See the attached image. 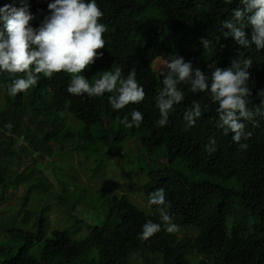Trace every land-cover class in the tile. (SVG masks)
Here are the masks:
<instances>
[{"label":"trees","instance_id":"trees-1","mask_svg":"<svg viewBox=\"0 0 264 264\" xmlns=\"http://www.w3.org/2000/svg\"><path fill=\"white\" fill-rule=\"evenodd\" d=\"M25 2L35 17L31 25L38 28L50 15L47 5L53 0ZM96 2L104 14L100 23L106 27L103 34L106 43L100 50L103 56L82 75L94 83L104 71L119 67L126 78L135 68L136 80L145 90L144 100L114 110L109 96L115 93L97 97L69 94L71 76L64 72L52 78L41 75L36 86L12 96L8 89L17 77L0 72V94L4 96L1 100L17 108L30 109L32 121L38 123L33 135L37 151L43 147L42 143L49 144L51 139L58 142L60 136L62 143L71 141L72 138L63 133L73 127L65 117L75 118L82 124L78 136L82 142L92 137V130L101 128L112 132L113 127L105 129L107 123L115 124L132 110L140 111L143 114L140 127H131L129 133L122 124L112 145L138 136L144 156L154 159L159 151H165L168 166L151 171L144 184V196L149 203L150 194L163 188L166 202L171 205L172 222L179 226V231L196 229L197 235L180 237L178 232L168 233L160 216L161 206L149 203L150 211L145 213L128 195H120L112 197L102 208L101 225L92 226L78 241H74L68 231H54L47 237L49 221L44 212L26 210L22 221L25 224L33 221L36 232L10 230L6 238L11 247L0 248V264H132L133 256L145 261L146 252L152 257V262L146 261L147 264H264V114L256 115L252 121H241L246 125L245 131L251 133L248 140L241 141L249 147L241 151L232 140L233 134L224 135L217 127L218 104L209 94L192 93L188 85L179 84L178 88L184 93L183 101L173 106L166 126L156 123L160 118L156 98L164 87V76L157 74L154 64L171 59L170 56L182 57L194 69L200 68L209 77V84L211 69L208 65L226 69L233 59L251 58L248 87L252 95L248 107L254 110L261 104L258 93L264 90V50L257 51L254 45L244 48L231 36L225 39L228 30L222 28L223 21L232 17V10L242 9L243 5L239 0H231V3L228 0ZM5 4L23 6L21 0H0V7ZM251 31L250 26L245 28L249 40ZM139 33L150 36L143 49L131 41ZM206 38L210 41L207 48L201 43ZM42 95L50 100L52 111L66 116L50 123L45 115L34 111L38 101L44 105ZM197 100L202 102V116L194 127L184 131V113ZM39 118L41 120L37 121ZM7 120L1 116L0 129L9 131ZM12 131L9 132L20 135L22 128L16 124ZM210 137L217 141L212 154L204 150ZM47 150L50 152V148ZM176 164L182 165L189 176L174 170ZM7 176L0 172V196L17 183L18 178L11 181ZM36 184L45 192L51 189L45 180ZM149 220L160 224L161 230L148 240H142L139 238L142 225ZM37 247L39 256L32 257L31 251ZM154 255H160L162 260ZM193 255L198 259L194 260Z\"/></svg>","mask_w":264,"mask_h":264},{"label":"clouds","instance_id":"clouds-1","mask_svg":"<svg viewBox=\"0 0 264 264\" xmlns=\"http://www.w3.org/2000/svg\"><path fill=\"white\" fill-rule=\"evenodd\" d=\"M231 3V0H228ZM23 6L17 8L12 4L0 7V72L13 75L8 89L15 96L27 92L38 83L41 75L52 78L57 73L70 74L71 80L67 88L69 94L89 97L103 96L105 93H115L109 96V103L114 110L125 108L129 104H139L145 98V90L136 80V70L133 68L123 77L119 67L112 71H104L101 78L90 83L82 73L90 68L96 59L103 56L100 51L105 48L103 34L106 31L100 23L103 12L96 0H53L47 7L50 15L46 16L38 28H33L31 22L35 19L25 0ZM243 8L233 9L230 19H225L222 28L227 29L224 38L231 36L237 44L244 48L254 45L257 51L264 50V0H239ZM251 27L250 40L245 28ZM205 48L210 41L202 39ZM165 58L159 75L164 76V87L156 98L159 110L158 126L164 127L169 121L170 111L175 104L183 101L184 93L179 84L189 86L192 93L207 92L214 103L218 104L219 120L217 127L224 135L232 133V140L239 145L241 151L249 145L241 143L248 140L251 133L245 131V123L252 121L256 115L264 114V90L258 93L261 104L250 110L249 97L252 95L248 87L251 58L233 59L228 68L222 69L216 64L208 65L211 69L209 77L200 68H193L190 62L182 57ZM201 101H193L192 107L184 113V131L195 126L202 116ZM207 105H204L206 108ZM129 115L131 120L129 121ZM143 114L132 110L120 121L131 128H139ZM10 128L11 125H8ZM216 139L209 138L204 150L212 154L216 151ZM149 203L161 206L160 216L168 233L179 231V226L172 222L169 214L170 203L166 202L165 190L159 188L150 194ZM161 230V225L151 220L142 225L140 239L148 240Z\"/></svg>","mask_w":264,"mask_h":264},{"label":"rangeland","instance_id":"rangeland-1","mask_svg":"<svg viewBox=\"0 0 264 264\" xmlns=\"http://www.w3.org/2000/svg\"><path fill=\"white\" fill-rule=\"evenodd\" d=\"M0 24V30H3V23ZM148 38L149 35L139 33L131 41L134 46L143 49ZM162 63L163 61H157L154 64L158 75L161 69L164 70ZM1 97H4L3 94H0V119L1 116L8 118L7 123L11 125L9 131L13 132L16 124L20 125L22 131L20 135H16L0 129V172L7 173L11 181L18 178L16 185L10 186L0 196V248L11 247L6 238L10 230L36 232L33 221L28 224L22 221L26 210L44 212L49 221L47 237L54 231H68L74 241L84 238L92 226L101 225L102 208L114 196L128 195L135 206L149 213L150 205L143 188L151 171L168 166L164 150L159 151L154 159L144 156L138 136L122 144L112 145V139L122 129L120 122L112 125L107 123L105 129L112 130L113 127L112 132L94 129L91 131V138L80 142L78 136L82 124L75 118L65 117L66 122L73 125L70 130L63 132L72 138L71 141L62 143L60 136L58 142L51 139L49 144L42 143L43 147L37 151L33 135L38 123L32 121L30 109L3 103ZM41 97L44 99L43 95ZM44 100V105L38 101L33 110L45 115L50 123L66 116L52 111L49 107L50 100ZM40 120L41 118L37 121ZM125 129L130 133L129 127ZM41 138L42 136L39 140ZM174 170L187 175L182 165L176 164ZM39 180L47 181L51 189L45 192L38 187L36 182ZM194 230L196 229L177 232L180 237H193L197 235ZM39 252L40 248L37 247L31 251V256L38 257ZM143 256L145 261L133 256L132 264L152 262L149 253L146 252ZM154 256L162 260L160 255ZM192 258L198 259L195 255Z\"/></svg>","mask_w":264,"mask_h":264}]
</instances>
